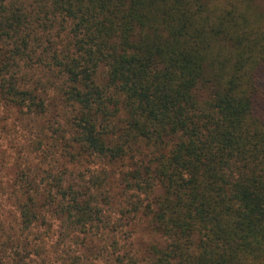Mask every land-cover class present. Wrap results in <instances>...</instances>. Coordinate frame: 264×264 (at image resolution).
<instances>
[{"label": "trees", "instance_id": "1", "mask_svg": "<svg viewBox=\"0 0 264 264\" xmlns=\"http://www.w3.org/2000/svg\"><path fill=\"white\" fill-rule=\"evenodd\" d=\"M254 2L0 0V100L34 115L58 101L78 151L71 157L129 160L122 179L147 195L126 213L148 219L159 240L122 252L114 238L97 257L264 264V21L256 18L264 14ZM34 69L49 80L35 82ZM203 86L209 96L200 99ZM106 172L92 174V186L54 175L43 188L28 181L21 228L51 213L92 239L106 221ZM10 240L0 239V264Z\"/></svg>", "mask_w": 264, "mask_h": 264}, {"label": "rangeland", "instance_id": "2", "mask_svg": "<svg viewBox=\"0 0 264 264\" xmlns=\"http://www.w3.org/2000/svg\"><path fill=\"white\" fill-rule=\"evenodd\" d=\"M253 4L264 14V0H255ZM240 9L249 14L250 7L243 4ZM256 18L264 21V18ZM28 72L35 82L44 83L50 78L48 70L34 69ZM53 94L50 89V96ZM200 94V99L207 98L209 87L203 86ZM61 108L62 105L52 99L46 114L34 115L0 100V239L9 243L12 238L15 246L7 252L2 251L5 264H74L80 255L81 262L77 264H112L110 256L97 257L96 247L106 244L112 250V241L117 239L122 252L128 249L143 252L146 244L159 240L148 219L136 216L130 220L128 216L134 213H126L127 209L132 208V200H148L147 195L128 185L129 180L122 179L132 163L122 160L109 164L82 152L81 158H72L71 153L78 151L71 147L68 140L69 128L65 129L66 121ZM104 170L111 179L104 188L108 195L103 203L106 221L100 224L99 229H92V235H96L92 239L83 233L79 239L77 235L68 233L63 223L51 213L45 223L30 230L21 228L18 203L22 198V187L28 181L43 188L53 182L54 175L64 176L66 184L78 181L81 185L92 186L89 180L91 175ZM110 231L112 235L105 239ZM27 242L28 248L25 249L23 244ZM15 252L20 256H16ZM20 258L23 260L20 261Z\"/></svg>", "mask_w": 264, "mask_h": 264}]
</instances>
